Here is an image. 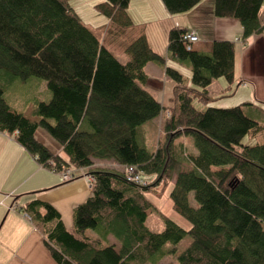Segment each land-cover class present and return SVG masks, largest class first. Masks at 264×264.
Wrapping results in <instances>:
<instances>
[{"label": "trees", "instance_id": "16d2710c", "mask_svg": "<svg viewBox=\"0 0 264 264\" xmlns=\"http://www.w3.org/2000/svg\"><path fill=\"white\" fill-rule=\"evenodd\" d=\"M70 1L0 0V132L43 168L84 169L93 178L91 195L73 209L71 229L48 203L18 206L43 234L55 264H159L166 256L178 264H264V123L245 113H264V104L217 107L208 90L218 78L231 89L235 43L213 41L208 52L188 49L187 30L174 26L164 57L132 23L129 0L96 3L109 20L96 30ZM162 2L181 14L201 0ZM211 2L215 17L240 24L241 43L262 32L264 0ZM123 53L126 62L117 57ZM148 63L163 67L172 82L170 104L147 89ZM31 78L44 80L49 91L46 100L30 99L35 121L7 98L14 83ZM159 117L151 140L147 125ZM37 129L61 146L62 155L36 138ZM246 137L257 142L243 144ZM125 166L136 167L144 184L128 180ZM171 186L172 210L188 228L146 196ZM150 211L163 218L160 232L146 225Z\"/></svg>", "mask_w": 264, "mask_h": 264}, {"label": "crops", "instance_id": "0c3cea01", "mask_svg": "<svg viewBox=\"0 0 264 264\" xmlns=\"http://www.w3.org/2000/svg\"><path fill=\"white\" fill-rule=\"evenodd\" d=\"M100 1L102 0H87L85 3L95 10L94 5ZM76 13L78 14L77 11ZM127 13L132 23L142 30L151 50L164 57L167 55L168 32L174 26L194 33L199 41L193 45V49L200 52H208L213 41H233L235 56L231 89L235 87L234 95L240 93L233 105L244 102L264 104V3L261 12L263 30L260 34L251 36L244 44L239 41L242 34L240 24L234 19L215 17L211 0H201L195 8L181 14L170 13L162 0H129ZM101 21L98 28L105 27L109 22L106 17ZM145 70L148 75L147 89L165 104L167 87L162 76L164 68L148 63ZM226 87L225 79L218 78L211 82L208 90L216 100L229 95ZM29 105L28 112L31 114ZM227 105L231 104L215 106ZM24 115L32 121L37 120L26 115V112ZM159 119L160 117L147 125L149 133L154 136L151 140L156 137L154 127L158 125ZM51 139L49 142H52ZM42 143L52 152L62 155L60 145L53 150L45 142ZM183 169L188 167L183 165ZM171 188L172 186L164 191L167 198ZM90 195L91 186L84 178L63 182L58 173L41 167L23 146L0 132V264H55L44 244L43 234L27 216L14 207L33 200L48 203L59 213L64 226L71 229L73 209ZM146 196L158 209L161 194L154 192ZM180 221V225L184 223L186 227H183L188 228L184 220ZM109 241L113 242V239L109 237Z\"/></svg>", "mask_w": 264, "mask_h": 264}, {"label": "rangeland", "instance_id": "374dc122", "mask_svg": "<svg viewBox=\"0 0 264 264\" xmlns=\"http://www.w3.org/2000/svg\"><path fill=\"white\" fill-rule=\"evenodd\" d=\"M86 1L87 0H71L70 4L75 6V8H76L75 10L78 12L79 15H81V17L85 23L90 25L91 28H98L99 25L102 24L101 19L102 18L104 19V16L99 14L96 10H94L93 7L89 8V6H86V3H85ZM97 17H101V18H97ZM94 30H96V29H94ZM97 34H98V32H97ZM117 57L121 62H126L129 58L124 53L117 55ZM183 72L187 75L189 74V71L186 68L184 69ZM162 76H163L164 80L166 81L167 91L165 94V104L167 105V104H170V98L172 96V82L167 79L165 72L163 73ZM234 92H235V87L233 89L229 90L228 96H226L225 98L216 99L211 104L217 105V104H225L226 103V104H231V105H227V107L235 106L233 104H235V102H237L236 99L239 98L240 93H238V94L236 93V95H234L235 94ZM33 95H35V96L38 95L41 99H45V100L48 98L49 91L47 90V84L44 80L38 79V78H31L26 83L16 82L8 90L7 98L9 99V101L11 102V104L15 108L20 109V110H24V112H26V115H28L32 118V115L28 112V104H29L30 99ZM194 106L200 111H204L206 108V105H203V104L198 103V102H194ZM245 113L249 117L254 118L256 120H259L260 122L264 123V113L263 112H260L257 109L251 110L250 108H245ZM159 125H160V119L158 121L157 126H159ZM35 135H36V138L38 140H40L41 142H45L53 150H54V148L59 146V144L56 141H54L53 139L49 138V136L46 134V132L43 131L42 129H37ZM49 139H51L52 142H49ZM256 142H257L256 139H249L248 137L244 138L242 141L243 144H254ZM185 143H187V146L190 150H194L193 140L191 137H185ZM165 194L166 193L163 192L160 196V198H162V199H160L161 204L157 205V206H159L158 207L159 212H161L166 217L172 219L174 222L179 224L180 222H182L180 220H183V218L172 210V205H171L170 199L167 198V196H165ZM190 199H191V204L193 206H196V203L194 202L192 196H190ZM159 212L150 211L149 212L150 214H149L147 221H146L147 227L149 228V230H151L153 232H156V231L160 232L164 227V221H163L162 216L159 214ZM181 224L182 225H180V224L179 225L186 227V225H183L184 223H181ZM187 226H188V223H187ZM169 263L178 264L176 261H174V259L171 256H166L165 258H163L159 262V264H169Z\"/></svg>", "mask_w": 264, "mask_h": 264}, {"label": "built area", "instance_id": "2783aa9c", "mask_svg": "<svg viewBox=\"0 0 264 264\" xmlns=\"http://www.w3.org/2000/svg\"><path fill=\"white\" fill-rule=\"evenodd\" d=\"M184 40L188 44V49H190L191 45L199 41V38L194 33H186L184 35ZM12 138V137H11ZM42 167V166H41ZM63 182L71 181L77 176L84 178L89 186H91L92 183V176L88 175L84 172V169H75L72 167H62L59 172H57ZM124 173L128 180L138 183V184H144V181L141 178V175L138 173L136 167L134 166H125L124 167ZM15 209H18V207H14ZM26 216V215H25Z\"/></svg>", "mask_w": 264, "mask_h": 264}]
</instances>
